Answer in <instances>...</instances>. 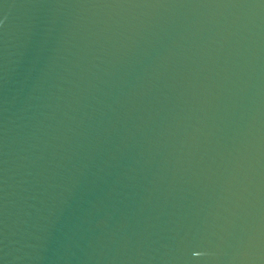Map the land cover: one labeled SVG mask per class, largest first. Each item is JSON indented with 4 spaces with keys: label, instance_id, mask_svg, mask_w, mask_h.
Segmentation results:
<instances>
[{
    "label": "water",
    "instance_id": "95a60500",
    "mask_svg": "<svg viewBox=\"0 0 264 264\" xmlns=\"http://www.w3.org/2000/svg\"><path fill=\"white\" fill-rule=\"evenodd\" d=\"M0 264H264V0H0Z\"/></svg>",
    "mask_w": 264,
    "mask_h": 264
}]
</instances>
